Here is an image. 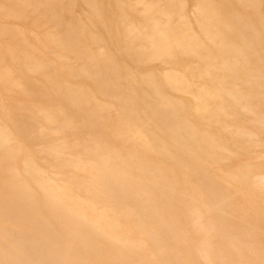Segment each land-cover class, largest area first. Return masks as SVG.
Wrapping results in <instances>:
<instances>
[{
    "label": "rangeland",
    "instance_id": "rangeland-1",
    "mask_svg": "<svg viewBox=\"0 0 264 264\" xmlns=\"http://www.w3.org/2000/svg\"><path fill=\"white\" fill-rule=\"evenodd\" d=\"M0 264H264V0H0Z\"/></svg>",
    "mask_w": 264,
    "mask_h": 264
}]
</instances>
